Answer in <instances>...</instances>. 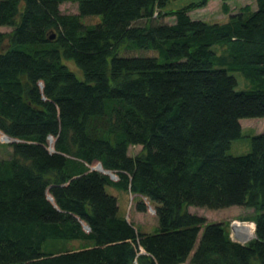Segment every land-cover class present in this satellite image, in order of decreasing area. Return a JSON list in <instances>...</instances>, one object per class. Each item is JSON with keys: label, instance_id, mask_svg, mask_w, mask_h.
<instances>
[{"label": "trees", "instance_id": "1", "mask_svg": "<svg viewBox=\"0 0 264 264\" xmlns=\"http://www.w3.org/2000/svg\"><path fill=\"white\" fill-rule=\"evenodd\" d=\"M177 1L0 0V264H264V133L227 154L264 118V0L226 23ZM107 187L147 203L154 229ZM189 207L251 210L255 238Z\"/></svg>", "mask_w": 264, "mask_h": 264}, {"label": "rangeland", "instance_id": "2", "mask_svg": "<svg viewBox=\"0 0 264 264\" xmlns=\"http://www.w3.org/2000/svg\"><path fill=\"white\" fill-rule=\"evenodd\" d=\"M199 0H179L172 5L169 6L170 9H177L181 6H184L188 4L189 2H195ZM229 10L228 12H224L222 10V2L221 0H207V4L205 7L196 9L189 13L190 17L192 19H200L207 23H226L229 20V17L241 11L245 6H249L251 10L256 9V2L255 0H230L228 2ZM60 11L64 14H77V5L75 3L65 2L60 5L59 7ZM86 23H88V20H85ZM166 23H171L173 20L172 18H166L164 19ZM10 29L7 27H0V32H9ZM67 65L70 67V70L73 71V73L77 76V78H80V73L78 70H75L73 67V64L71 62H68ZM234 76L237 79L238 86L237 90H241L244 88V80L242 76L238 73H235ZM241 137L232 141L230 145V149L227 151V154L230 156H241L245 155L250 152L251 150V137L264 133V118H250V119H242L241 120ZM4 137H0V158H4L7 153V149L4 145L6 142H9V140L3 139ZM140 150L139 147L130 148L129 154H135ZM99 166V170H102L100 168V165L98 163H94L92 166V169L97 170V167ZM97 170V171H99ZM101 172V171H100ZM105 172L109 176L114 177V175L110 174L109 172H106L102 170V173ZM107 192L116 196L117 202L119 205L120 213L125 216V218L133 223L136 227H138L140 230L144 232H151L154 227L156 226V217L154 214V211L151 209V207L146 203V210L144 212L137 211L136 209V201L133 199V196H131L128 193H124L123 191L116 190L111 187L106 188ZM188 212L192 214H196L198 216H201L206 219L209 223L219 222L224 224L231 236L233 235V223L234 221L239 222L240 225L243 222H250L247 220H244L246 216H248L251 213V210L239 208V207H231L227 209L222 210H207L202 208H194L189 207ZM248 226V225H245ZM234 238V236H233ZM255 238L253 236L251 239H245L242 240L245 243H249ZM60 246H63L65 248L69 249H79L84 246L83 243L79 241H72L61 243Z\"/></svg>", "mask_w": 264, "mask_h": 264}, {"label": "bare ground", "instance_id": "3", "mask_svg": "<svg viewBox=\"0 0 264 264\" xmlns=\"http://www.w3.org/2000/svg\"><path fill=\"white\" fill-rule=\"evenodd\" d=\"M3 139L9 140L6 137H4ZM97 170H99V166L97 167ZM233 233L235 237L238 238L239 240L251 239L254 234V226L249 225L248 227H243L238 222H234Z\"/></svg>", "mask_w": 264, "mask_h": 264}, {"label": "built area", "instance_id": "4", "mask_svg": "<svg viewBox=\"0 0 264 264\" xmlns=\"http://www.w3.org/2000/svg\"><path fill=\"white\" fill-rule=\"evenodd\" d=\"M111 174V173H110ZM113 175V174H112ZM110 178L112 179V180H116V176H114V177H111V175H110ZM132 196V195H131ZM234 222H237V221H234ZM239 223V222H238ZM242 224H244V225H242L243 227H248L249 225H252V226H254V223L253 222H243ZM245 225H248V226H245ZM233 232V231H232ZM233 236H234V238H233ZM253 236H254V234H253ZM229 237L231 238V240H233L234 242H237V243H239V244H242V245H244V244H246L244 241H242V240H239L238 238H236L235 237V235H234V233H233V235L231 236V234H229ZM245 240V239H244ZM247 240V239H246ZM249 240V239H248Z\"/></svg>", "mask_w": 264, "mask_h": 264}, {"label": "water", "instance_id": "5", "mask_svg": "<svg viewBox=\"0 0 264 264\" xmlns=\"http://www.w3.org/2000/svg\"><path fill=\"white\" fill-rule=\"evenodd\" d=\"M53 38V37H52ZM101 168V167H100ZM99 171H101L102 172V170H99ZM104 174H106L105 172H103ZM106 175H108V174H106Z\"/></svg>", "mask_w": 264, "mask_h": 264}, {"label": "crops", "instance_id": "6", "mask_svg": "<svg viewBox=\"0 0 264 264\" xmlns=\"http://www.w3.org/2000/svg\"><path fill=\"white\" fill-rule=\"evenodd\" d=\"M120 209V208H119Z\"/></svg>", "mask_w": 264, "mask_h": 264}]
</instances>
